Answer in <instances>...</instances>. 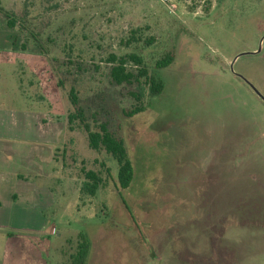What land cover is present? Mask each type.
Instances as JSON below:
<instances>
[{
	"label": "rangeland",
	"instance_id": "374dc122",
	"mask_svg": "<svg viewBox=\"0 0 264 264\" xmlns=\"http://www.w3.org/2000/svg\"><path fill=\"white\" fill-rule=\"evenodd\" d=\"M0 3L25 28L0 14V136L16 153L0 165V264H70L81 235L86 264H264V101L250 86L264 96V0ZM110 54L139 55L162 93L113 84ZM71 88L91 127L125 138L123 199L116 161L68 129ZM131 91L147 107L126 118ZM83 169L103 172L94 197Z\"/></svg>",
	"mask_w": 264,
	"mask_h": 264
},
{
	"label": "trees",
	"instance_id": "16d2710c",
	"mask_svg": "<svg viewBox=\"0 0 264 264\" xmlns=\"http://www.w3.org/2000/svg\"><path fill=\"white\" fill-rule=\"evenodd\" d=\"M0 14L4 17L5 25L9 30L15 33H22L25 29L24 24L19 18L15 14L5 10L1 3ZM173 61L174 56L168 54L157 61L156 69L160 70L167 68ZM107 63L110 67L109 76L111 82L117 86L146 87L149 90L151 98L161 94L165 88L163 80L155 76V73L151 74L143 58L137 54L124 56L110 54L107 57ZM130 95L136 104L131 110L123 111L126 118H132L142 113L147 107V105H144L143 96L140 93L131 91ZM68 99L70 103L67 116L69 131H74L76 126H79L86 133L90 149L97 153L105 152L107 155L111 156L117 163L116 179L113 180L115 189L119 194L121 191L129 189L135 178V167L130 157L125 138L112 130L107 122L100 123L98 120H95V126L91 127L85 116L84 109L80 106L78 92L74 88H71L69 91ZM119 130H121L120 127L118 128V131ZM101 165L105 168L103 172L107 173L108 177L111 178V169L105 163ZM82 172L85 177L82 191L94 197L104 183L102 178L103 172L86 169H83ZM120 196L121 199H123L121 194ZM90 247L89 240L81 235L76 252L70 256V264H86L90 253Z\"/></svg>",
	"mask_w": 264,
	"mask_h": 264
},
{
	"label": "crops",
	"instance_id": "0c3cea01",
	"mask_svg": "<svg viewBox=\"0 0 264 264\" xmlns=\"http://www.w3.org/2000/svg\"><path fill=\"white\" fill-rule=\"evenodd\" d=\"M3 139H6V138H3L2 136H0V165H4L5 168H7L8 170L11 171L14 169L13 168L11 169L9 158L7 157V159H6L4 157L5 154H7V153L9 154V152H6V149H8V150L11 149L10 157L12 156V158H15L16 153H15V150L13 147V143L11 144V143L5 142ZM30 145L31 144H24L22 148H26ZM35 145H38V144H35ZM23 151H25V149H23ZM15 161H16L15 159L12 160V164L14 166H15ZM12 174L14 175L13 172H12ZM12 180L15 181V179L13 177H12ZM10 181H11V179L9 177L8 178H5V177L1 178L0 177V211H3L5 209V207L7 208V210H9V204L5 205V203L3 201H9V196L7 195L9 190H6V186H8L9 184H6V183H9ZM16 197H17V194L14 193V198H16Z\"/></svg>",
	"mask_w": 264,
	"mask_h": 264
},
{
	"label": "water",
	"instance_id": "95a60500",
	"mask_svg": "<svg viewBox=\"0 0 264 264\" xmlns=\"http://www.w3.org/2000/svg\"><path fill=\"white\" fill-rule=\"evenodd\" d=\"M253 53H259V51ZM250 86L253 89V91L257 94V96L264 101V96L253 85L250 84Z\"/></svg>",
	"mask_w": 264,
	"mask_h": 264
}]
</instances>
